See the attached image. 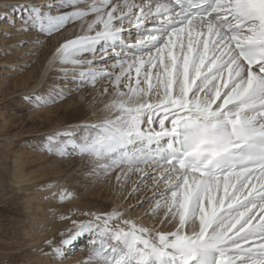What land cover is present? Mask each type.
Listing matches in <instances>:
<instances>
[{"label": "snow or ice", "instance_id": "snow-or-ice-1", "mask_svg": "<svg viewBox=\"0 0 264 264\" xmlns=\"http://www.w3.org/2000/svg\"><path fill=\"white\" fill-rule=\"evenodd\" d=\"M14 8L25 32L52 35L80 23L81 34L56 56L88 69L78 73L81 82L95 84L103 75L94 67L97 55L106 59L119 42L118 99L108 106L113 118L85 129L79 145L63 143L105 170L126 165L142 172L141 165L155 164L160 171L151 178L167 186L153 214L163 211L160 222L169 231L138 227L120 213L95 216L103 239L94 258L102 264H264V0H30ZM150 18L157 24L140 33ZM126 23L138 30L135 44L124 43ZM124 49L136 50L131 59ZM79 227L76 236L92 224Z\"/></svg>", "mask_w": 264, "mask_h": 264}, {"label": "rangeland", "instance_id": "rangeland-1", "mask_svg": "<svg viewBox=\"0 0 264 264\" xmlns=\"http://www.w3.org/2000/svg\"><path fill=\"white\" fill-rule=\"evenodd\" d=\"M10 2H18L22 5L29 3L30 0ZM127 2L136 5L156 3L155 0H127ZM114 3L122 4L124 0H114ZM19 4L6 5L5 0H0L3 11H15L14 6ZM14 13L17 14L14 21L2 19L0 16V23L9 27L12 25V30H16L6 36L9 41L7 40L3 49H0V264H37V262L45 264L46 259L47 264H63L66 252L73 251L71 247L77 245L81 247L79 245L81 243L84 249H79L80 251L76 253L79 259L74 264H102L101 261L93 258L94 249L99 247L103 239L96 228L98 222L95 216L103 218L112 213L123 212L121 220H130L138 227L145 228L138 220L135 221V214H141V218L148 219V224L150 223V227L146 229L169 231L172 226L160 222L163 211L153 214L156 201L162 200L160 194L167 187L163 184L157 187L151 178L154 172L160 171L157 166L155 170V167L154 169L149 167L150 164L141 165L142 169L148 167L143 170L144 172L129 171L126 165L105 170L99 167L103 162L80 154L78 147L63 143L74 140L79 145L85 129H91L93 124L99 125L113 118V112L108 106L118 99L113 82L121 71L119 67H115L117 64L115 52L121 51L120 47L117 45L112 52L104 53L106 59H101L100 54L97 55L94 67L103 75L96 79L94 85L91 82H81L78 73L88 69L61 64L56 56L57 49L65 41L81 34L80 23L69 24L52 35H43L35 30L21 31L20 14L12 12L11 15L14 16ZM156 24L157 21L150 18L144 22L139 32L143 33L145 29L149 30V27ZM124 28L125 31L122 33L124 43L135 44L138 39L135 25L126 23ZM123 51L127 53L126 58L131 59L136 50ZM44 57H48L47 61L52 59L49 74L47 73L41 84L34 88L37 85L34 77L37 76L40 61ZM88 59L92 57L89 56ZM30 76L33 77L31 80L20 83L22 79H28ZM134 79L133 73V82ZM25 83L29 90H22ZM123 90L127 91L126 88ZM75 108H80L79 113L83 115L82 118L80 116L81 119L70 118L76 113ZM46 118L52 119L54 125L50 126ZM159 118L157 117V120ZM79 124L82 126L80 127ZM166 126H170L168 121ZM153 127L158 130V124H154ZM61 132H73L75 135L59 136ZM52 137L56 139L50 140ZM165 140L166 138L163 142ZM61 150L64 152L63 155L60 154ZM14 153L30 154L27 158L32 162L29 171L34 172L33 176L37 177L43 173L48 176L38 177L35 184L17 186L14 178L10 176ZM58 168L61 172L57 175L49 172ZM126 182L128 187L133 185L129 194L133 190H138L135 201L130 204L132 199L129 200L127 196L124 202L117 205L125 191L122 183ZM46 187L52 189L46 190ZM85 190L90 191V195L101 193L103 199L87 200L88 197L84 195ZM75 192H79L81 206H73L77 200L74 196ZM62 194L65 196L63 200H61ZM71 198L74 200L72 201ZM38 204H41L40 209ZM84 204L88 206L82 207ZM125 206L127 207L124 208ZM89 223L92 224V229L76 236L80 231L79 226ZM118 223L120 221H113L112 225ZM53 227L55 231L51 233L52 235L37 241L38 234L47 235L46 231ZM121 227L124 225L121 224ZM65 240H70L71 243L65 245L63 243ZM56 248L61 250V255H57Z\"/></svg>", "mask_w": 264, "mask_h": 264}, {"label": "bare ground", "instance_id": "bare-ground-1", "mask_svg": "<svg viewBox=\"0 0 264 264\" xmlns=\"http://www.w3.org/2000/svg\"><path fill=\"white\" fill-rule=\"evenodd\" d=\"M6 1V5H18L19 3L17 2V3H15V2H10V1H12V0H5ZM156 2H157V0H155ZM44 2H47V1H44ZM154 2V1H153ZM160 2L161 3H163V2H166V1H164V0H160ZM20 5V4H19ZM12 12H16V11H14V10H12L11 12L10 11H3L2 10V8L0 7V16H1V18L2 19H12L13 21L15 20V17H16V13H14V16L13 15H11L12 14ZM154 21V20H153ZM11 27V28H10ZM10 27H9V25L8 26H6L4 23H0V49H3V47L6 45V42H7V40L9 41V39H7V37L6 36H8L10 33H13V31H16V30H12V25H10ZM152 27H155V26H151V28L149 27V30L151 29L152 30ZM5 35V36H4ZM124 41H125V39H124ZM118 46H119V44H117ZM116 51V50H115ZM97 58V57H96ZM48 60V57H44L43 58V60L42 61H40V67H39V72H38V74H37V76L35 75V77L34 78H36V80H37V85L36 86H34V88L35 87H37V86H39V84H41V82L44 80V78L46 77V75H47V73H48V71H49V69H50V65H51V60H49V61H47ZM52 71V70H51ZM49 74V73H48ZM55 74V73H54ZM33 77L32 76H30V77H28V79H22V81L20 82V83H23L24 81H26V80H31ZM16 83V82H15ZM15 86H17V84H15ZM27 86V84L25 83V85H24V89H22V90H25V89H27V90H29V88L28 87H26ZM33 88V89H34ZM30 89H32V88H30ZM15 92V91H14ZM15 93H17V92H15ZM110 99V98H109ZM80 107V106H79ZM81 108V107H80ZM80 108H78V109H80ZM77 108H75V110H76ZM76 110V113L74 114V116L73 117H71L70 116V118H77V117H79L80 118V116H81V118H82V116L83 115H81V113H79V110ZM106 111H108V110H106ZM94 112V111H93ZM111 112V111H110ZM79 113V114H78ZM107 114V113H106ZM109 114V113H108ZM98 115V114H97ZM85 117V116H84ZM80 118V119H81ZM46 120V122H48L49 124H50V126H53L54 125V123L52 122V119H49V118H46L45 119ZM4 121H6V120H4ZM87 121V120H86ZM95 121V120H94ZM93 121V122H94ZM88 124V123H87ZM80 125V127L82 126L81 124H79ZM94 125V124H93ZM92 125V126H93ZM170 127V126H169ZM167 139L168 138H166V140H165V142H163L164 140H162L161 141V143L162 144H164V143H166L167 142ZM151 147H153V148H155L156 147V145H154V146H151ZM152 148V149H153ZM153 150H155V149H153ZM27 155H30V154H18V153H14L13 154V166H12V171H11V178L13 177L14 178V182H15V184L17 185V186H22V185H26V184H28V185H30V184H35L34 182L36 181V179L38 178V177H41V178H45V175H47L48 176V174H41V175H39V176H33V173H32V171H29L30 169H31V161H30V158H27ZM149 167H155V170H156V165L155 164H150V166ZM148 167H145V168H143V170H146ZM154 169V168H153ZM150 170V169H149ZM49 172H51V173H53L54 175H57V174H59L60 172H61V170H59V168L56 170V171H54V170H49ZM144 172V171H143ZM32 175V176H31ZM134 184H135V182H134ZM106 186H108V185H106ZM122 186H124V188H125V191L123 192V195L120 197V200L121 201H115V202H118L117 203V205H119L120 203H122V202H124V199L128 196V199L130 200V198L132 199L131 200V202H130V204L132 203V202H134L135 201V195L138 193V192H136V191H138V190H133L130 194H129V192L131 191V189H132V187H133V185H131L132 187H128V183L126 182V183H122ZM82 187V186H81ZM49 189H52L51 187H46V190H49ZM137 189H139V187L137 188ZM82 190V189H81ZM88 190V189H87ZM87 190H85V196L86 197H88L87 198V200H92V199H98V200H102L103 199V196L101 195V193H98V195H96V194H93V195H90L89 194V192L90 191H87ZM79 191V190H78ZM122 192V190H120V192L119 193H121ZM144 192V191H143ZM74 194V193H73ZM78 194H79V192H75V194H74V196H75V198L77 197V200H76V202H74V204H73V206H76V205H80L81 206V204H80V198L78 197ZM142 194V193H141ZM139 195V194H138ZM141 197V196H140ZM122 198V199H121ZM137 199V198H136ZM71 200L73 201L74 199H72L71 198ZM86 200V199H85ZM84 200V201H85ZM85 203H86V201H85ZM71 205V204H70ZM72 206V205H71ZM86 206H88V204H84V205H82V207H86ZM99 206H102V205H99ZM77 207V206H76ZM127 206H125L124 208H126ZM38 208L40 209L41 208V204H38ZM119 213H121V212H119ZM122 214H123V212H122ZM135 218H136V222H137V220H138V222H139V224H141V225H144L145 226V228H148V227H150V223L148 224V219H143V218H141V214H135ZM46 228V227H45ZM48 229V228H47ZM43 230V229H42ZM41 230V231H42ZM49 230V229H48ZM46 231L48 234L47 235H42V234H38L37 236H36V239H37V241H40L41 240V238L42 237H45V236H50V234L51 233H53L54 231H55V229H54V227L51 229V230H49V231ZM40 231V232H41ZM52 235V234H51ZM84 243V242H83ZM75 245V244H74ZM79 245H81V247L80 246H74V247H71L72 248V250L73 251H71V250H68L69 252H66V256H65V258H64V260H63V264H74V262H76L78 259H79V256H77V252L78 251H80L79 249H84V245L81 243V244H79ZM71 251V252H70ZM80 256H82V255H80ZM94 258V257H93ZM89 259V258H88ZM47 260V259H46ZM45 260V264H47V262H48V260L46 261ZM28 262V261H27ZM40 263H42V262H40ZM28 264V263H27ZM37 264H39V262H37ZM43 264V263H42Z\"/></svg>", "mask_w": 264, "mask_h": 264}]
</instances>
